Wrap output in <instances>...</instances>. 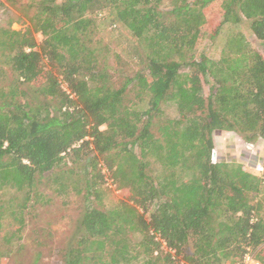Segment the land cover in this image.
I'll return each instance as SVG.
<instances>
[{"label":"trees","instance_id":"obj_1","mask_svg":"<svg viewBox=\"0 0 264 264\" xmlns=\"http://www.w3.org/2000/svg\"><path fill=\"white\" fill-rule=\"evenodd\" d=\"M5 1L18 16L0 26V56L16 76L7 83L0 65V235L8 210L21 219L15 207H26L37 176L89 158L90 171L60 183L87 202L84 234L64 264H242L248 248L264 264V170L212 159L215 131L264 141V53L238 34L218 59L196 57L200 40L242 20L264 46V0H226L213 32L214 0ZM105 11L130 34L133 74L112 73L107 57L100 64L92 39ZM44 59L65 63L30 92L22 85L38 79ZM99 157L118 188L134 180L126 201H102Z\"/></svg>","mask_w":264,"mask_h":264},{"label":"rangeland","instance_id":"obj_2","mask_svg":"<svg viewBox=\"0 0 264 264\" xmlns=\"http://www.w3.org/2000/svg\"><path fill=\"white\" fill-rule=\"evenodd\" d=\"M225 6L226 0H214L206 9L210 19L208 26L210 32H213L223 19ZM17 16L18 13L5 0H0V26H8L9 19ZM110 20L111 17L107 11L97 18L98 30L92 39V45L102 50L100 64H106L104 61L107 57L109 70L112 73L119 71L121 74L123 72L133 74L134 72L131 69H136L139 65L131 57L130 34L123 26L111 24ZM250 24V20H242V22L237 24L226 23L215 40H211L206 36L199 41L196 57L200 58L204 54L212 59H218L227 39L238 34H243L254 49L264 53V46L253 35ZM27 25V22H13L12 28L19 30L24 29ZM36 38L41 43V35L36 34ZM106 47L110 49L108 54L105 51ZM119 54L121 58L117 57ZM3 60L4 58L0 56V65L4 66L5 80L8 83L16 76L10 67L3 63ZM59 63L64 64L65 60L60 59V62H49L44 59L40 62L41 72L38 79L31 84H24L22 87L33 92L39 86H44L47 82V76L55 70L54 66L59 65ZM127 63H129L130 67L126 65ZM181 71L184 81L183 85L188 87L191 70L183 68ZM202 82L204 94L207 96L209 93V82H205L203 77ZM101 128L105 129L106 126ZM213 136L214 139L218 140L221 138L223 141L218 148V145L216 146L214 142L216 156L214 159L212 157L213 161L217 159L232 160L240 162L250 169L259 160H264V141L262 139L249 143L245 142L235 132L222 130L215 131ZM225 145L228 146L225 147ZM99 161L101 163L103 159L99 157ZM89 162V158L77 163L67 161L52 171L37 176L36 185L31 191L26 207L24 209H21L19 205L15 207L17 215L21 219L16 221L9 210L3 219V232L0 235V264H64L65 251L84 234L81 219L87 202L84 190L83 193H78L72 186H65L60 189V183L61 180H63V183H67L70 180L69 177L72 174V177H74L75 173L84 176L87 171L91 170ZM132 181V183L128 182L127 186L123 188H118L117 184L115 188H109L103 182L101 187L106 191V194L103 195L102 201L106 205L120 200L126 201L135 183L134 180ZM13 192V189L8 188L2 193H4L6 199L7 197L9 199V197L13 196ZM23 195V192L19 193V203H21ZM90 199L93 206L102 207L94 196H91ZM16 227L19 230H16L14 235L13 231Z\"/></svg>","mask_w":264,"mask_h":264},{"label":"built area","instance_id":"obj_3","mask_svg":"<svg viewBox=\"0 0 264 264\" xmlns=\"http://www.w3.org/2000/svg\"><path fill=\"white\" fill-rule=\"evenodd\" d=\"M60 84H61V87L64 91H66L71 97L74 96V94L71 93V91L68 87V84L64 79H62V78L60 79ZM77 145H79V143L76 144L75 146H77ZM213 154H214L213 155V159H214L216 156V153L214 152ZM99 167L101 169V174H102L103 182L105 183V185L108 186L109 188H115L116 183H115L110 171L106 167V165L103 162H101V163H99ZM252 169L254 171H256L257 173H262L264 170V167L262 165V161L259 160L258 163L252 167ZM163 244H164V249H166L165 248L166 243L164 241H163ZM171 251L173 252V250H171ZM242 264H263V263L260 262L256 258L255 253L250 248H248L247 251L245 252L244 256H243Z\"/></svg>","mask_w":264,"mask_h":264},{"label":"crops","instance_id":"obj_4","mask_svg":"<svg viewBox=\"0 0 264 264\" xmlns=\"http://www.w3.org/2000/svg\"><path fill=\"white\" fill-rule=\"evenodd\" d=\"M220 132H221V131H220ZM214 142H215L216 146L218 145V146H217V148H218V147H219V145H221V143H222L223 141H222V139H221V138H220V139H218V140L215 138V139H214ZM227 146H228V145H225V147H227ZM217 148H216V149H217ZM221 155L223 156V154H222V153H221Z\"/></svg>","mask_w":264,"mask_h":264},{"label":"water","instance_id":"obj_5","mask_svg":"<svg viewBox=\"0 0 264 264\" xmlns=\"http://www.w3.org/2000/svg\"><path fill=\"white\" fill-rule=\"evenodd\" d=\"M214 155V154H213Z\"/></svg>","mask_w":264,"mask_h":264}]
</instances>
